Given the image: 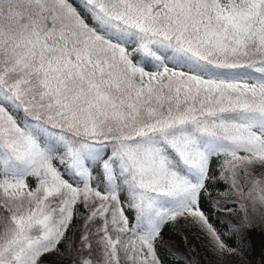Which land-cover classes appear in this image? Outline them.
<instances>
[{"label": "snow or ice", "instance_id": "snow-or-ice-1", "mask_svg": "<svg viewBox=\"0 0 264 264\" xmlns=\"http://www.w3.org/2000/svg\"><path fill=\"white\" fill-rule=\"evenodd\" d=\"M180 221L216 264L264 231V0H0V264H163Z\"/></svg>", "mask_w": 264, "mask_h": 264}, {"label": "trees", "instance_id": "trees-1", "mask_svg": "<svg viewBox=\"0 0 264 264\" xmlns=\"http://www.w3.org/2000/svg\"><path fill=\"white\" fill-rule=\"evenodd\" d=\"M216 187H219L220 191H223L225 186L223 184L213 186L212 190L214 195H217ZM227 199H232V197H227ZM228 207H232L233 210L231 212L227 211V209L217 211L205 204L206 211L209 212L213 223L221 232H224L226 229V220L240 218L238 209L234 208L232 205H228ZM75 222L76 221H74V223ZM177 228L180 229L183 235L178 234ZM258 233H261L264 238V231H258ZM162 235L164 236L165 244L158 247V255L161 257L163 264H185L184 259L170 255L169 249L178 250L179 254L183 256H193L197 264H216L215 257H213L209 251L208 238L190 223L180 221L179 225L175 227L171 224L166 225ZM184 236H187V241H185ZM228 242L234 245L233 240H229ZM61 247H63V245H61ZM256 263L257 257L252 254L251 245L243 256H231L227 258V264ZM47 264H63V262L53 253L47 258Z\"/></svg>", "mask_w": 264, "mask_h": 264}, {"label": "rangeland", "instance_id": "rangeland-1", "mask_svg": "<svg viewBox=\"0 0 264 264\" xmlns=\"http://www.w3.org/2000/svg\"><path fill=\"white\" fill-rule=\"evenodd\" d=\"M252 254L257 257V263L260 264L261 253L264 252V238L261 233L253 232L250 235Z\"/></svg>", "mask_w": 264, "mask_h": 264}]
</instances>
